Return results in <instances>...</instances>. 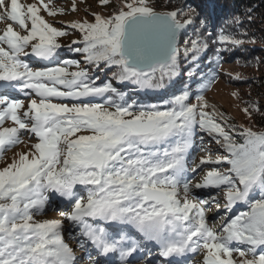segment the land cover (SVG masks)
<instances>
[{
	"label": "snow or ice",
	"instance_id": "snow-or-ice-1",
	"mask_svg": "<svg viewBox=\"0 0 264 264\" xmlns=\"http://www.w3.org/2000/svg\"><path fill=\"white\" fill-rule=\"evenodd\" d=\"M83 3L0 0V264H264V130L205 98L223 53L255 38L180 0ZM209 42L193 91L181 66ZM57 203L61 219H38Z\"/></svg>",
	"mask_w": 264,
	"mask_h": 264
},
{
	"label": "trees",
	"instance_id": "trees-1",
	"mask_svg": "<svg viewBox=\"0 0 264 264\" xmlns=\"http://www.w3.org/2000/svg\"><path fill=\"white\" fill-rule=\"evenodd\" d=\"M152 2L166 3V0H152ZM180 3H186L193 8H196L198 12H202L205 16H208L210 18L209 31L215 30V32L218 33L221 29H224L225 34H228L233 31V21L239 20L240 31L247 33L246 38L249 41L254 37L255 42H247L228 53H233L239 56L240 60L245 56H248V59L252 58L251 56H264V0H180ZM160 10L164 9L161 8ZM191 34L190 30L188 35L190 36ZM182 39H187V36ZM182 46L183 44L181 41V47ZM213 55H215V45L209 42L208 50L202 54L200 58L201 62L199 61L200 63H198L200 66L192 63L182 64L180 79H189L188 77H184L186 75L185 72L187 73L189 70L195 73V75L189 79V84L191 89H194L193 91L197 89L202 78L207 74L208 69L211 68L210 65H207L206 60H209ZM110 77L111 73L109 72L108 78L110 79ZM247 83L249 86H257L254 77H247ZM194 86L195 88H193ZM127 90L128 89H126V91ZM131 95L133 98L140 100L153 97L151 98V101H156L152 102H161L160 97H146L143 92H140L139 94L131 93ZM262 104H264V102H262ZM252 123L255 125L256 129L260 131L264 130V117L257 114L252 119Z\"/></svg>",
	"mask_w": 264,
	"mask_h": 264
},
{
	"label": "rangeland",
	"instance_id": "rangeland-1",
	"mask_svg": "<svg viewBox=\"0 0 264 264\" xmlns=\"http://www.w3.org/2000/svg\"><path fill=\"white\" fill-rule=\"evenodd\" d=\"M21 3H27L30 2V0H20ZM96 0H84V3L81 5V7H86L88 4H91L95 6ZM73 17L69 16L66 17L65 19H72ZM6 27V25L2 22H0V33H2V30ZM69 41L68 40H62V43L67 44ZM211 57V56H210ZM252 58L248 59V56H245L243 58H239V56L233 54V53H223V58L225 63L221 66L219 69L220 71V78L217 80V82L211 87L210 90H208L205 94V98L208 100L209 104H215L217 105V108L220 110L225 111L226 114L231 115L232 117L235 118L237 122L244 123L247 126L253 127L254 130L260 131L256 129L255 125L252 123V120H248L247 118L243 117L242 113L238 111L237 109V101L233 100L230 98L229 94L234 91V90H239L241 95L247 99L249 96L253 100H258L261 104L264 102V56H251ZM214 59V60H213ZM217 59L215 55H213L209 60H206L207 65H210ZM211 60V62H210ZM240 61V62H238ZM201 62V61H200ZM199 62V63H200ZM197 66H200L199 64ZM211 71V68L208 69L207 74L204 75L207 76L209 72ZM225 73L229 75H225ZM184 77H188L187 73L185 72ZM103 78V74H101ZM231 77H236L239 76V80H234L230 79ZM246 77V78H245ZM247 77H254L257 86H249L247 83ZM189 78V77H188ZM189 86V79L182 78ZM193 85V84H192ZM251 87V88H249ZM195 88V86L193 87ZM126 90V89H122ZM194 90V89H193ZM140 97V95H139ZM141 98V97H140ZM153 98V97H151ZM150 97L147 99H151ZM140 100V99H137ZM156 101V100H152ZM195 103V100L193 101ZM242 107V105H241ZM262 131V130H261ZM20 149L17 148L14 151H19ZM195 158L197 162L199 161L200 158V153H194ZM12 157V153L9 152L6 154L5 159L9 160ZM0 166H3L0 164ZM203 173H201L199 176L196 177V180L193 181L198 182ZM200 192L202 195L206 194L205 190H197ZM64 209L60 211H55L52 209H47L46 208V215H42L38 217V219L41 220H52V219H61L62 217L60 216V212L63 211ZM236 211L240 210H247L246 206H238ZM223 212V209H221V213ZM207 215L211 218L213 216L218 215L216 212L215 208L212 209V211H209ZM65 240L66 243L69 244L70 247H72L75 250V254L77 257L80 256V251L78 250V245L76 241L70 237H68L67 233H65ZM82 253V252H81ZM201 257L197 255L194 260L199 261ZM191 264H193V260L191 261Z\"/></svg>",
	"mask_w": 264,
	"mask_h": 264
},
{
	"label": "bare ground",
	"instance_id": "bare-ground-1",
	"mask_svg": "<svg viewBox=\"0 0 264 264\" xmlns=\"http://www.w3.org/2000/svg\"><path fill=\"white\" fill-rule=\"evenodd\" d=\"M80 255H81V253H80Z\"/></svg>",
	"mask_w": 264,
	"mask_h": 264
}]
</instances>
